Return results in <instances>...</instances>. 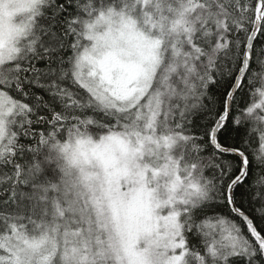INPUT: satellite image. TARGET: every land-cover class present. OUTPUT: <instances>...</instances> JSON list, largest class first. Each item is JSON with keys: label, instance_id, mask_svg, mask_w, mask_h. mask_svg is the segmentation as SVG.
I'll list each match as a JSON object with an SVG mask.
<instances>
[{"label": "snow or ice", "instance_id": "1", "mask_svg": "<svg viewBox=\"0 0 264 264\" xmlns=\"http://www.w3.org/2000/svg\"><path fill=\"white\" fill-rule=\"evenodd\" d=\"M0 264H264V0H0Z\"/></svg>", "mask_w": 264, "mask_h": 264}]
</instances>
